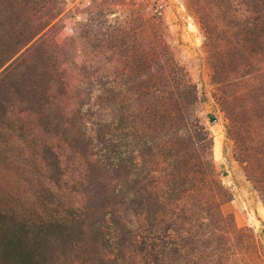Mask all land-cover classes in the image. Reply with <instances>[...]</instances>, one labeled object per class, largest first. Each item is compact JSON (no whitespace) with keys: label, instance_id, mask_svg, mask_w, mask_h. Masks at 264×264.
Listing matches in <instances>:
<instances>
[{"label":"rangeland","instance_id":"rangeland-1","mask_svg":"<svg viewBox=\"0 0 264 264\" xmlns=\"http://www.w3.org/2000/svg\"><path fill=\"white\" fill-rule=\"evenodd\" d=\"M0 264H264V0H0Z\"/></svg>","mask_w":264,"mask_h":264}]
</instances>
